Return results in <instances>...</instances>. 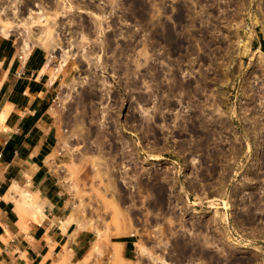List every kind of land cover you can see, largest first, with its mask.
<instances>
[{
  "label": "rangeland",
  "instance_id": "obj_1",
  "mask_svg": "<svg viewBox=\"0 0 264 264\" xmlns=\"http://www.w3.org/2000/svg\"><path fill=\"white\" fill-rule=\"evenodd\" d=\"M0 34L56 78L74 264H264V0H0Z\"/></svg>",
  "mask_w": 264,
  "mask_h": 264
},
{
  "label": "crops",
  "instance_id": "obj_2",
  "mask_svg": "<svg viewBox=\"0 0 264 264\" xmlns=\"http://www.w3.org/2000/svg\"><path fill=\"white\" fill-rule=\"evenodd\" d=\"M55 81L44 49L22 51L0 34V264H74L90 239L65 221L66 199L46 163L57 136ZM22 194L31 202L22 204L20 218ZM121 242L130 260L132 241Z\"/></svg>",
  "mask_w": 264,
  "mask_h": 264
},
{
  "label": "bare ground",
  "instance_id": "obj_3",
  "mask_svg": "<svg viewBox=\"0 0 264 264\" xmlns=\"http://www.w3.org/2000/svg\"><path fill=\"white\" fill-rule=\"evenodd\" d=\"M28 203V202H31V196L29 195V194H27V195H24V194H22L21 196H19V199L16 201V210L18 211V214H22L21 213V211H22V204L23 203ZM24 211V210H23ZM24 214V213H23ZM22 216V215H21ZM20 216V217H21ZM67 223H69V221H71V219H69V218H66V220H65ZM65 222V223H66ZM117 244H118V246H119V249H120V246L122 245V242L121 241H118L117 242ZM64 251V250H63ZM113 255V257L114 258H116V256H118V252L117 253H113L112 254ZM63 258V257H62ZM65 259V258H64ZM63 260V259H62ZM64 261V260H63Z\"/></svg>",
  "mask_w": 264,
  "mask_h": 264
},
{
  "label": "trees",
  "instance_id": "obj_4",
  "mask_svg": "<svg viewBox=\"0 0 264 264\" xmlns=\"http://www.w3.org/2000/svg\"><path fill=\"white\" fill-rule=\"evenodd\" d=\"M128 238H120V239H118V241H125V240H127Z\"/></svg>",
  "mask_w": 264,
  "mask_h": 264
},
{
  "label": "built area",
  "instance_id": "obj_5",
  "mask_svg": "<svg viewBox=\"0 0 264 264\" xmlns=\"http://www.w3.org/2000/svg\"><path fill=\"white\" fill-rule=\"evenodd\" d=\"M21 56H22V54H19V55H18V57H21ZM53 100H54V98L52 99V101H53Z\"/></svg>",
  "mask_w": 264,
  "mask_h": 264
}]
</instances>
